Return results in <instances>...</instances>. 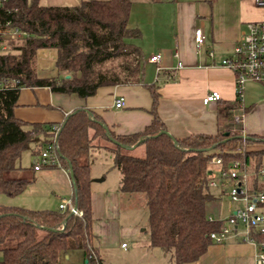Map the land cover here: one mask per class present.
<instances>
[{
  "label": "trees",
  "instance_id": "trees-1",
  "mask_svg": "<svg viewBox=\"0 0 264 264\" xmlns=\"http://www.w3.org/2000/svg\"><path fill=\"white\" fill-rule=\"evenodd\" d=\"M130 11L131 0H81L75 6L5 0L0 5V44L7 47L0 54V193L17 196L27 190L32 180L6 175L21 170L14 161L24 147L38 135L44 136L46 143L53 134L51 125L26 124L14 116L22 88H48L52 93L86 99L101 87L141 85L151 94L153 115L142 131L123 136L111 133L85 108L57 124L59 169L72 172L71 199L81 216L59 208L32 210L0 205V264H60V256L70 251H81L87 264H101L92 232L89 160L96 137L113 146L104 148L113 155V167L121 176L118 191L144 195L149 246L169 254L174 264L196 262L212 245L210 233L222 226L210 221L207 213V204L214 200L208 185L214 159H220L223 168L239 161L252 174V187L264 193V178L258 176L264 167V137L243 134L241 125L233 123L238 94L233 103L226 102L218 110L219 116L229 113L230 124L225 131L181 139L158 135L165 131L156 114L159 94L156 85L144 83L145 59L133 42L141 33L129 27ZM13 31L23 35L11 39L7 35ZM41 49L56 50L57 77L37 76L36 53ZM102 64L108 65L107 75L97 73ZM89 130L93 131L91 136ZM141 140L144 156L130 154L129 148ZM40 152L33 151V155ZM251 159L253 171L248 170ZM255 238L264 242V234Z\"/></svg>",
  "mask_w": 264,
  "mask_h": 264
},
{
  "label": "crops",
  "instance_id": "crops-1",
  "mask_svg": "<svg viewBox=\"0 0 264 264\" xmlns=\"http://www.w3.org/2000/svg\"><path fill=\"white\" fill-rule=\"evenodd\" d=\"M39 2L47 6H75L81 0ZM261 19H264V8L257 7L255 0H131L128 24L141 33V37L133 42L145 59L144 76L147 81L144 76L143 80L147 85L157 86L156 114L170 136L181 139L190 135H216L228 128L229 113L219 116L218 110L226 102L235 101L237 90L234 72L222 66L221 60L230 56L247 23ZM197 29L201 30L203 37L200 47L194 39ZM155 54L161 56L158 64L149 61ZM55 59L56 50H38L37 76L57 77ZM153 74H156L157 81ZM242 89V132L264 137V84L247 81ZM213 91L218 92L221 99L203 104V98ZM119 96L124 97L125 105L117 109L114 100ZM151 104V94L141 85L101 87L86 99L75 94L52 93L48 88H22L13 113L26 124L54 126L75 110L85 108L92 116L96 115L111 133L123 136L142 131L151 123ZM42 138L45 141V137ZM109 153L113 163V155ZM211 171L215 173L216 168ZM57 172L65 179V191L70 187L68 196L71 199L73 186L69 174L63 169ZM90 175L92 232L97 238L101 264H106L102 259L111 254L121 257L122 261L116 264H174L169 254L149 246V229L140 230V223L112 229L109 220L113 207L109 202L115 203L117 208L118 197H122L117 195L121 193L118 191L112 196L100 193L93 186L104 179L97 180ZM233 205L228 207L227 215L223 217H213L207 211L208 218L223 223L238 208V204ZM120 242L126 247H120ZM254 255L253 245L243 241L241 234L230 233L222 243H212L206 253L191 264H255ZM65 256L67 258L68 253ZM84 264H87L85 259Z\"/></svg>",
  "mask_w": 264,
  "mask_h": 264
},
{
  "label": "built area",
  "instance_id": "built-area-1",
  "mask_svg": "<svg viewBox=\"0 0 264 264\" xmlns=\"http://www.w3.org/2000/svg\"><path fill=\"white\" fill-rule=\"evenodd\" d=\"M3 2L5 0H0V5ZM255 4L257 7L264 8V0H255ZM22 35L17 31H13L7 36L14 39ZM194 39L197 47L203 45L200 29L195 30ZM6 51L7 47L0 44V54ZM210 55L212 56V53ZM160 58V54H155L150 57L149 61L158 64ZM221 65L229 68L235 74L239 104L237 109L233 111L232 121L237 125L240 124L243 113L242 88L245 82L252 81L264 84V19L247 23L246 29L233 45L230 56L222 59ZM157 70H159V67H157ZM2 87L0 84V89ZM220 99V94L213 91L208 93L202 102L203 104H208ZM124 105V97L119 96L114 100L115 108L120 109ZM52 130L53 134L49 141L45 143V148L36 156L32 163L35 171L48 165L59 168L61 166L59 146L56 140L57 125L52 126ZM230 133H234V129ZM212 167L216 168V172L212 173L211 171L209 187L227 189V198L231 202L238 204V208L222 223L220 230L210 233L209 237L212 243L220 244L230 233H239L242 235L243 241L255 247V264H264V242L255 238L256 234H264V193L252 187V174L239 161H233L228 168H223L221 160L214 159ZM258 176L264 178V167H261L258 171ZM59 209L69 210L71 214L81 216V212L76 209L71 199L67 200L65 204H61ZM208 219L212 221L211 218ZM239 226H242V230H239ZM121 247L125 248L126 244H122Z\"/></svg>",
  "mask_w": 264,
  "mask_h": 264
},
{
  "label": "rangeland",
  "instance_id": "rangeland-1",
  "mask_svg": "<svg viewBox=\"0 0 264 264\" xmlns=\"http://www.w3.org/2000/svg\"><path fill=\"white\" fill-rule=\"evenodd\" d=\"M107 69L108 65L102 64L98 66L97 73L107 75ZM155 77L156 74H153L154 80H156ZM144 80L147 81L145 76ZM92 134L93 131L89 130V136ZM42 137L43 136L38 135L34 142L28 144L20 151L14 162L15 166L21 168V170L9 172L6 175V178L26 177L33 181L32 184L28 186L27 190L21 195L7 196L0 193V205L17 206L32 210H57L61 204H65L67 200L70 199V196H68L70 187H67L68 191H65V179L57 172L59 167L54 169H40L38 172L32 169V163L35 160L33 151L40 149L42 152L45 148V141ZM142 141L143 140L134 145V149H129V153L134 156H144V145L141 144ZM105 146L113 148L107 140L99 137L94 138L91 142L89 160L92 164V177H96L95 179L97 180L104 179L103 182L96 183L93 188L95 190L98 189L100 193H108V195L112 196V194H118L120 173L117 168L113 167L110 153L104 151ZM254 166L255 163L251 159L249 163L250 168L248 170L253 171ZM222 191H224L223 196L221 195ZM210 192L216 199L207 204V211L213 217L226 216L228 207L236 204L227 199V189L210 188ZM117 196H122L118 197L119 202L117 208L115 207V203L109 202V205L113 207L109 220L112 229L115 230L118 227L131 225L132 223H140L138 226L139 229L148 231L149 226L144 195H125L121 193V195ZM239 230H242V226H239ZM118 245L120 246L121 242ZM102 260L104 263L106 262V264H116L122 261L119 254L107 255ZM60 264H84L83 253L81 251H70L68 252L67 258L65 255H61Z\"/></svg>",
  "mask_w": 264,
  "mask_h": 264
},
{
  "label": "water",
  "instance_id": "water-1",
  "mask_svg": "<svg viewBox=\"0 0 264 264\" xmlns=\"http://www.w3.org/2000/svg\"><path fill=\"white\" fill-rule=\"evenodd\" d=\"M67 78L69 76H66ZM106 128V127H105ZM161 134H165V135H169L166 131H160L158 135H161ZM140 143V142H139ZM121 147H124V146H121ZM135 146H132L130 147L129 149H134ZM69 177H70V180H71V183H73V177H72V172L69 170Z\"/></svg>",
  "mask_w": 264,
  "mask_h": 264
}]
</instances>
